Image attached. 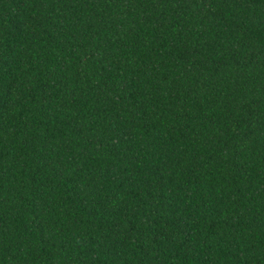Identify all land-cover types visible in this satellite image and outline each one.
I'll return each instance as SVG.
<instances>
[{
    "label": "trees",
    "instance_id": "1",
    "mask_svg": "<svg viewBox=\"0 0 264 264\" xmlns=\"http://www.w3.org/2000/svg\"><path fill=\"white\" fill-rule=\"evenodd\" d=\"M0 264H264V0H0Z\"/></svg>",
    "mask_w": 264,
    "mask_h": 264
}]
</instances>
